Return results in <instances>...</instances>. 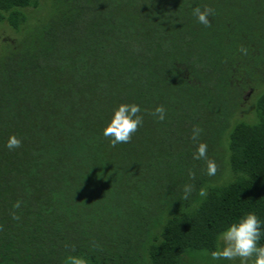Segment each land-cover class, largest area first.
Returning a JSON list of instances; mask_svg holds the SVG:
<instances>
[{
  "label": "trees",
  "instance_id": "1",
  "mask_svg": "<svg viewBox=\"0 0 264 264\" xmlns=\"http://www.w3.org/2000/svg\"><path fill=\"white\" fill-rule=\"evenodd\" d=\"M36 7L0 0V23L19 31ZM259 81L264 0H55L0 58V264H182L242 214L264 222V90L253 122L230 121ZM121 103L143 123L113 146L101 132Z\"/></svg>",
  "mask_w": 264,
  "mask_h": 264
},
{
  "label": "clouds",
  "instance_id": "2",
  "mask_svg": "<svg viewBox=\"0 0 264 264\" xmlns=\"http://www.w3.org/2000/svg\"><path fill=\"white\" fill-rule=\"evenodd\" d=\"M193 14L198 23L207 26L211 9L200 8L193 9ZM139 105L135 103L118 104L110 114V117L102 129L101 134L108 138L113 146L120 143H127L131 134L135 133L138 126H141L142 117ZM153 115L157 119H164V109L157 105L153 110ZM199 129H192V138L196 139L199 135ZM9 150L20 146V139L10 135L4 145ZM207 145L203 142L196 146L193 159H205ZM216 164L212 160H206V175L214 176L216 174ZM191 175V173L189 174ZM191 185H185L183 188V199H188L191 193ZM198 195L204 197L205 191L201 189ZM18 207V205H17ZM264 236V222H262L254 212L248 211L239 216L235 221L229 223L218 233L220 246L209 253L210 261L227 260L233 261L239 259V264H264V244L260 240ZM69 264H87V261L80 257L69 256Z\"/></svg>",
  "mask_w": 264,
  "mask_h": 264
},
{
  "label": "rangeland",
  "instance_id": "3",
  "mask_svg": "<svg viewBox=\"0 0 264 264\" xmlns=\"http://www.w3.org/2000/svg\"><path fill=\"white\" fill-rule=\"evenodd\" d=\"M36 8L25 9L27 16V23L19 30L15 31L5 23H0V58L13 52L24 49L31 35L35 32L37 27L44 25L54 12L55 0H36ZM264 90V81H259L251 84L244 92L243 100L235 108L231 124L239 121L253 122L255 120L254 106L255 99ZM226 139L221 141V149L226 151ZM228 177V171H225L224 178ZM220 246V240H219ZM147 258L144 257L142 264H146ZM182 264H239V259L233 261L217 260L210 261L207 253L191 254L184 256ZM251 264V261H249Z\"/></svg>",
  "mask_w": 264,
  "mask_h": 264
}]
</instances>
